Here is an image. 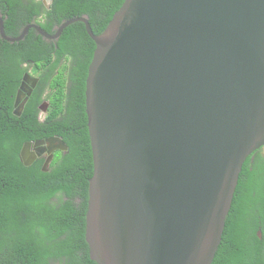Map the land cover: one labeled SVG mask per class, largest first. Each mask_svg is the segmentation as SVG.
<instances>
[{"label":"water","instance_id":"1","mask_svg":"<svg viewBox=\"0 0 264 264\" xmlns=\"http://www.w3.org/2000/svg\"><path fill=\"white\" fill-rule=\"evenodd\" d=\"M77 21L97 45L86 83L91 258L211 264L243 164L264 146V0H125L101 34L85 15L9 36L0 13V35L58 39ZM37 82L24 75L15 114Z\"/></svg>","mask_w":264,"mask_h":264},{"label":"trees","instance_id":"2","mask_svg":"<svg viewBox=\"0 0 264 264\" xmlns=\"http://www.w3.org/2000/svg\"><path fill=\"white\" fill-rule=\"evenodd\" d=\"M124 1L52 0L48 7L44 0H0V13L9 36L32 22L54 33L65 20L85 15L101 34ZM96 47L82 21L57 40L34 28L20 41L0 35V264H99L86 237L94 173L86 83ZM30 68L40 80L17 115V90ZM53 136L68 149L47 170L43 159L23 162L26 141ZM211 264H264V146L243 164Z\"/></svg>","mask_w":264,"mask_h":264},{"label":"flooded vegetation","instance_id":"3","mask_svg":"<svg viewBox=\"0 0 264 264\" xmlns=\"http://www.w3.org/2000/svg\"><path fill=\"white\" fill-rule=\"evenodd\" d=\"M52 1V0H51ZM46 4V3H45ZM57 28V27H56ZM52 40H57V39H52ZM26 73H30L32 76H35V77H37L38 78V82H39V80H40V76L37 74V73H33L32 72V69L30 68V70L29 71H27V72H25L24 73V75L26 74ZM24 75H23V77H24ZM23 77H22V79H23ZM21 82H22V80H21ZM37 82V83H38ZM21 84V83H20ZM37 85V84H36ZM20 87V86H19ZM34 89V88H33ZM18 91V90H17ZM32 94V93H31ZM25 106V105H24ZM48 106H49V102L48 101H44L41 105H40V108H41V112H40V117L42 118V119H44V117L46 116V113H47V108H48ZM24 109V108H23ZM43 110H46V112H45V114L43 115L42 113H43ZM23 112V111H22ZM22 114V113H21ZM53 137H58V138H61V139H63L62 137H60V136H53ZM53 137H46V138H40V139H36V140H28V141H26V142H32V144L30 145V148H29V153H30V155H28V158H30L31 157V154H35L36 155V158L34 159V161L35 160H37V159H43V164H42V169L44 168V167H46V170L49 168V165H50V163H51V161L53 160V158H54V156H55V154L56 153H58V151L59 150H61V151H64V152H66L67 151V149H61V148H59V147H57V148H54L53 147V149L51 150L50 149V146L51 145H58L59 143L58 142H49V140L48 139H50V138H53ZM39 140H44V143L43 144H36L35 142H37V141H39ZM64 140V139H63ZM25 142V143H26ZM65 142V141H64ZM24 143V144H25ZM24 144H23V146H24ZM67 145V144H66ZM23 146H22V148H23ZM68 147V146H67ZM22 150V149H21ZM20 154H21V152H20ZM49 157H51L50 158V160H49V162L47 163V159L49 158ZM21 158H22V156H21ZM23 159V158H22ZM33 161V162H34ZM24 162V161H23ZM44 170V169H43Z\"/></svg>","mask_w":264,"mask_h":264},{"label":"rangeland","instance_id":"4","mask_svg":"<svg viewBox=\"0 0 264 264\" xmlns=\"http://www.w3.org/2000/svg\"><path fill=\"white\" fill-rule=\"evenodd\" d=\"M45 112H46V110H43V113H42V114L44 115V114H45Z\"/></svg>","mask_w":264,"mask_h":264}]
</instances>
